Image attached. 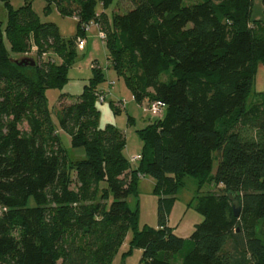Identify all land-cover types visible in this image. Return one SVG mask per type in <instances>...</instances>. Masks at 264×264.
<instances>
[{"label": "trees", "instance_id": "16d2710c", "mask_svg": "<svg viewBox=\"0 0 264 264\" xmlns=\"http://www.w3.org/2000/svg\"><path fill=\"white\" fill-rule=\"evenodd\" d=\"M44 1L46 10L55 5L76 18L75 37L42 22L32 0L16 10L3 0L0 264H112L130 228L140 264H264V95L248 106L256 63L264 61V21L252 20L253 0H127L128 11L111 16L116 0ZM92 23L106 33L109 59L135 101L166 105L163 118L139 131L144 148L135 164L124 153V132L99 126L106 79L97 62L56 119L46 98L69 83L76 41ZM31 44L39 62L17 64L13 55ZM143 177L159 194L158 227L137 231L128 198ZM186 177L218 190L198 196L203 221L183 238L168 220ZM230 194L241 205L238 218Z\"/></svg>", "mask_w": 264, "mask_h": 264}, {"label": "rangeland", "instance_id": "374dc122", "mask_svg": "<svg viewBox=\"0 0 264 264\" xmlns=\"http://www.w3.org/2000/svg\"><path fill=\"white\" fill-rule=\"evenodd\" d=\"M202 0H185L184 5L190 6ZM25 0H9L10 6L16 10L24 5ZM34 11L39 15L42 22L54 23L59 34L64 39L75 37L78 32V23L75 17L62 16L57 7L52 5L46 10V2L44 0H32ZM131 7V3L127 0H116L111 5L108 14L124 13ZM102 8L98 9V12ZM253 21H264V0H253ZM0 21L6 24L7 10L5 9L3 0H0ZM86 42L83 51L78 48V55L69 71V83L63 90L48 89L46 98L53 118H57L62 107L67 103H73L84 88V85L92 77L93 64L98 63V67L105 73L106 81L102 84V88L106 92V101L97 103L100 112L99 126L104 128L108 124H115L120 127L126 137V148L124 153L128 159L136 156L144 148V142L139 131L150 125L151 118H155L148 112V100L138 103L135 101L133 94L125 83L124 79L119 77L109 59L108 50L105 41L100 38V29L95 24H90L85 37H79ZM77 43V41H76ZM53 60L58 64L62 63V59L54 55L51 51ZM17 60L22 57L33 58L36 63L39 62L37 48L31 44L30 48L23 56L13 55ZM46 59H51L46 57ZM114 82V84H110ZM110 90V93H109ZM66 94V99L60 101L61 94ZM264 95V61L256 63L255 77L253 80L251 92L248 98V106L261 102ZM64 102V103H63ZM115 104L113 105V103ZM120 102L123 104L120 113H116V106ZM129 118V119H128ZM22 129H28L27 125H23ZM62 134V133H61ZM66 148L71 153V145L68 138L64 139ZM77 156L84 154L82 149L73 150ZM214 162L211 175L214 176L218 168V153H214ZM75 176V175H74ZM155 182L150 177H143L138 182L136 192L132 193L128 198L130 208L135 211L138 209L137 231H141L145 226L158 227V200L159 194L155 192ZM218 190L212 183H206L199 188L197 181L192 177H186L184 186L176 195V199L169 211L168 225L171 226L174 233L188 238L203 221V216L197 210L198 196L205 195L208 192ZM2 209L0 208V214ZM134 237V229L127 231L123 246L113 259L112 264H140L143 258V251L132 249L130 243Z\"/></svg>", "mask_w": 264, "mask_h": 264}, {"label": "built area", "instance_id": "2783aa9c", "mask_svg": "<svg viewBox=\"0 0 264 264\" xmlns=\"http://www.w3.org/2000/svg\"><path fill=\"white\" fill-rule=\"evenodd\" d=\"M96 24V23H95ZM98 27L99 25L96 24ZM90 26H88L86 28V31L88 30ZM100 38L103 40V41H107V35L105 32L103 31H100ZM76 47L80 50V51H83L86 47V42L85 40L81 39V38H78L77 39V43H76ZM110 84H114V82H110ZM109 93H110V90H109ZM106 92L104 93H101L98 95V102H105L106 101ZM123 104H121L119 102V105L118 107L119 108H123ZM165 109H166V105L161 103V102H152L148 105V112H150L151 115H154L156 118H163L164 116V113H165ZM142 159V156L141 155H136V156H133L130 158V162L132 164H135L137 162H139L140 160Z\"/></svg>", "mask_w": 264, "mask_h": 264}, {"label": "water", "instance_id": "95a60500", "mask_svg": "<svg viewBox=\"0 0 264 264\" xmlns=\"http://www.w3.org/2000/svg\"><path fill=\"white\" fill-rule=\"evenodd\" d=\"M15 62L19 65H25V66H35L36 65V61L33 58H21L19 60H15ZM229 198L233 204V212L235 217H239L241 214V205L239 203V201L237 200V197L234 194H230ZM239 231V229L237 230Z\"/></svg>", "mask_w": 264, "mask_h": 264}, {"label": "crops", "instance_id": "0c3cea01", "mask_svg": "<svg viewBox=\"0 0 264 264\" xmlns=\"http://www.w3.org/2000/svg\"><path fill=\"white\" fill-rule=\"evenodd\" d=\"M85 86V85H84ZM105 90V89H104ZM119 103V102H118ZM121 109V108H120ZM129 119V118H128ZM152 123V118H151V122H150V124ZM119 129H120V127H118ZM122 130V129H121ZM140 154H141V151H140ZM139 153L137 154V155H140ZM126 155V154H125ZM127 158H129V157H127ZM155 182V181H154ZM169 223V222H168ZM170 224V223H169ZM171 227V226H170ZM181 237V236H180ZM184 238V237H183Z\"/></svg>", "mask_w": 264, "mask_h": 264}]
</instances>
